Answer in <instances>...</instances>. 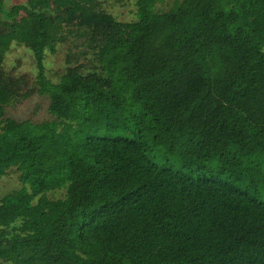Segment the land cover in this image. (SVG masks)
<instances>
[{"label": "trees", "instance_id": "16d2710c", "mask_svg": "<svg viewBox=\"0 0 264 264\" xmlns=\"http://www.w3.org/2000/svg\"><path fill=\"white\" fill-rule=\"evenodd\" d=\"M132 1L121 22L103 0H0V180L24 185L0 264H264V0ZM72 38L95 67L54 83L46 54ZM14 44L50 120L6 116L35 92L3 69Z\"/></svg>", "mask_w": 264, "mask_h": 264}, {"label": "rangeland", "instance_id": "374dc122", "mask_svg": "<svg viewBox=\"0 0 264 264\" xmlns=\"http://www.w3.org/2000/svg\"><path fill=\"white\" fill-rule=\"evenodd\" d=\"M26 2L27 0H6V5L9 7L25 4ZM103 3L105 9L121 22H133L137 19V6L133 1L119 4L116 0H103ZM94 60V51L84 44L82 40L72 38V40L60 44L56 53L47 52L45 60L47 78L54 83H58L69 67L82 66L85 72L93 71L95 67L93 65ZM3 69L9 77H24L25 84L22 87V94L31 90L35 91L29 98L15 101L8 106L6 116L17 120L31 119L35 122L50 120L51 115L48 110L50 100L48 96L40 95L37 92L36 77L38 69L32 50L27 46L14 44L6 54ZM153 159L159 164L171 166L182 171L186 170L180 167L174 157H166L160 148L154 150ZM20 175L21 173L18 169L13 168L2 177L0 180V203L6 195L23 188L24 185L20 180ZM65 195V190L49 193V197L55 199H62ZM257 195L264 200V192Z\"/></svg>", "mask_w": 264, "mask_h": 264}]
</instances>
